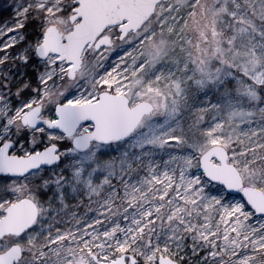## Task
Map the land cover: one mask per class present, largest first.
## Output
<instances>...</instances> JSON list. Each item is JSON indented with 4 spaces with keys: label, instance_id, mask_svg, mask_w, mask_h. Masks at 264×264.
I'll return each instance as SVG.
<instances>
[{
    "label": "snow or ice",
    "instance_id": "obj_1",
    "mask_svg": "<svg viewBox=\"0 0 264 264\" xmlns=\"http://www.w3.org/2000/svg\"><path fill=\"white\" fill-rule=\"evenodd\" d=\"M0 264H264V0H11Z\"/></svg>",
    "mask_w": 264,
    "mask_h": 264
},
{
    "label": "rangeland",
    "instance_id": "obj_2",
    "mask_svg": "<svg viewBox=\"0 0 264 264\" xmlns=\"http://www.w3.org/2000/svg\"><path fill=\"white\" fill-rule=\"evenodd\" d=\"M11 0H0V20L10 15L9 4Z\"/></svg>",
    "mask_w": 264,
    "mask_h": 264
}]
</instances>
